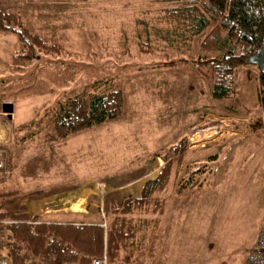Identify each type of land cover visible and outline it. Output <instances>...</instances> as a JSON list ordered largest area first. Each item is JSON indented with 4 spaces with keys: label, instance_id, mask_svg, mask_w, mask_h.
<instances>
[{
    "label": "rangeland",
    "instance_id": "1",
    "mask_svg": "<svg viewBox=\"0 0 264 264\" xmlns=\"http://www.w3.org/2000/svg\"><path fill=\"white\" fill-rule=\"evenodd\" d=\"M9 5L65 51L21 61L17 37L0 31V118L9 127L0 149L10 171L0 173V191L43 192L6 210L44 222L109 225L111 201L135 196L166 164L170 148L184 140L179 169L178 157H169L174 168L155 264H239L264 219V126L257 127L264 119V89L257 83L258 67L242 66L235 74L236 94L216 100L212 80L196 65L199 39L189 49L152 33L155 17L169 6L162 1L9 0ZM141 45L151 52H142ZM112 90L125 95L120 117L51 139L59 103ZM6 103L14 105L11 117L3 112ZM189 179L201 180V187L177 195V185ZM82 192L91 193L89 209L80 211L85 216L39 214L41 201L56 210L71 206ZM8 234H0V241Z\"/></svg>",
    "mask_w": 264,
    "mask_h": 264
},
{
    "label": "trees",
    "instance_id": "2",
    "mask_svg": "<svg viewBox=\"0 0 264 264\" xmlns=\"http://www.w3.org/2000/svg\"><path fill=\"white\" fill-rule=\"evenodd\" d=\"M156 1L169 6L155 17L152 33L171 46L185 44L189 49L198 38L201 51L196 60L198 70L203 78L212 80L216 100L231 99L237 89L226 85L224 80L228 74L235 75L242 66L252 65L253 48L259 49L264 38V0ZM0 31L17 37L21 45L17 57L21 61L32 62L40 53L59 55L65 51L63 43L33 30L19 12L11 9L9 0H0ZM149 38L147 34V41ZM151 49L141 45L142 52L150 53ZM187 62V59L182 61ZM171 65L175 64H167ZM259 81L264 89L261 73ZM260 99L264 111V90ZM124 101L122 90H112L59 103L51 139L62 140L117 119L122 115ZM263 126L264 119L257 127L262 129ZM184 152L185 141L180 140L166 154L167 162L158 175L144 182L140 195L128 196L121 202L111 201L107 228L99 223L44 222L39 216L9 212L8 206L43 192L20 195L17 190L0 191V234L9 232L6 241H0V251L6 249L14 264L30 261L90 264L104 253L109 264H155L158 233L174 168V160L169 157H178L179 169ZM201 185V180L189 179L177 185L176 193H192Z\"/></svg>",
    "mask_w": 264,
    "mask_h": 264
},
{
    "label": "built area",
    "instance_id": "3",
    "mask_svg": "<svg viewBox=\"0 0 264 264\" xmlns=\"http://www.w3.org/2000/svg\"><path fill=\"white\" fill-rule=\"evenodd\" d=\"M255 53L258 49L253 48ZM258 67V66H257ZM258 72L260 73L259 67ZM224 83L226 85L236 86L237 78L233 74H228L225 77ZM7 156L0 149V173L10 174V171L7 169L6 164ZM102 226L107 228L108 225L106 220L102 223ZM0 264H14L11 258L2 252H0ZM26 264H41L37 262H27ZM65 264H77V263H65ZM90 264H109L107 254L104 253L100 258H94L91 260ZM239 264H264V219L261 222V225L255 235L253 242L249 245L247 250L243 255V259Z\"/></svg>",
    "mask_w": 264,
    "mask_h": 264
},
{
    "label": "crops",
    "instance_id": "4",
    "mask_svg": "<svg viewBox=\"0 0 264 264\" xmlns=\"http://www.w3.org/2000/svg\"><path fill=\"white\" fill-rule=\"evenodd\" d=\"M247 79L248 78H245V80L247 81ZM257 83H259V78H258V80H257ZM5 118H0V142H2L3 140H4V137H2L4 134H5V130L7 131V129L9 128L8 127V124L7 123H5L6 121L4 120ZM4 125L6 126V129L4 128ZM9 160V159H8ZM159 170V171H158ZM160 172V169L158 168L157 169V173L155 174V176L154 177H156L157 175H158V173ZM153 177V178H154ZM145 182V181H144ZM144 182L140 185V188H139V190H138V193L135 195V196H138V195H140V192H141V189H142V187H143V184H144ZM134 183V182H133ZM132 184V182H130V183H128V184H126L125 185V187L126 186H130ZM128 186V187H129ZM3 187V186H2ZM17 187H13L11 190H15ZM127 188V187H126ZM0 189H1V187H0ZM7 191H9V190H7ZM90 195H91V193H86V192H82V195H80L79 197H78V200L77 201H75V202H72L71 203V206H65V207H62V206H60L59 208H57L56 210H54L53 209V207H50V206H48L49 205V203H51V202H49L48 203V200H43V201H41V203H40V207H42V209L40 210V212H39V214L41 213V212H44L45 214H49V215H51V216H53V215H56V217H61V218H63L62 216H64V215H68V217H72V218H74V217H76V216H81V215H83V216H85V214H83V212L84 211H82V212H80L82 209H89L88 208V206L90 205V203L87 201L88 200V197H90ZM189 195V194H188ZM56 196V195H55ZM189 198H192V195L190 194L189 196H188ZM168 203V202H167ZM48 204V205H47ZM73 206H78L79 208H73ZM43 208H44V210H43ZM166 208H167V204H166ZM69 210V211H73V212H66V210ZM74 210H76V211H74ZM65 211V212H64ZM60 218V219H61ZM64 220L65 219H61V221L62 222H64ZM66 221V220H65Z\"/></svg>",
    "mask_w": 264,
    "mask_h": 264
},
{
    "label": "water",
    "instance_id": "5",
    "mask_svg": "<svg viewBox=\"0 0 264 264\" xmlns=\"http://www.w3.org/2000/svg\"><path fill=\"white\" fill-rule=\"evenodd\" d=\"M250 63L259 67L260 73L262 74V78L264 79V38L259 49L255 53L253 58L250 60ZM3 112L5 114H8L9 117H11L14 113V105L10 103L4 104Z\"/></svg>",
    "mask_w": 264,
    "mask_h": 264
}]
</instances>
